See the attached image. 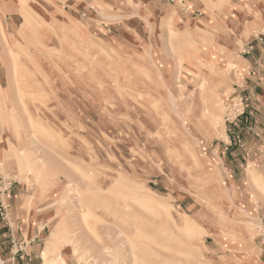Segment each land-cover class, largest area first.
<instances>
[{
  "label": "rangeland",
  "instance_id": "rangeland-1",
  "mask_svg": "<svg viewBox=\"0 0 264 264\" xmlns=\"http://www.w3.org/2000/svg\"><path fill=\"white\" fill-rule=\"evenodd\" d=\"M25 1L38 5L34 16L24 14L14 0L9 1L12 13L0 14V197L9 210L4 195L20 193V210H27L31 223L37 208L47 235L59 219L65 220L74 244L59 240L50 259L59 252L66 263L77 264L76 247L78 255L86 250L101 264H229L245 256L262 261L256 237L263 186L250 180L249 186L236 184L231 193L226 174L222 181L210 162L227 168L222 102L235 96L232 70L242 76L246 70L233 67L227 80L210 83L193 75L188 58L182 62L187 67L174 69L179 57L202 47L198 40L191 48L197 36L202 39L198 28L214 21L224 26L230 1L153 4V24L161 22L150 34L141 16L150 9L147 0H115L120 8L114 13L112 1L50 0L65 6L60 12L75 7L74 13L88 18L89 24L73 21L83 25L79 29L68 20L56 24L54 18L62 16L49 0ZM238 9L237 15L251 12ZM220 12L223 18H215ZM256 12L252 22L260 19L258 13L264 18V8ZM25 19L29 28L22 31ZM11 30L16 38L8 39ZM252 32L238 43L222 35L218 46L234 50L230 58L237 61L246 43L264 35ZM150 35L154 64L145 49ZM166 67L175 104L163 87ZM27 152L47 172L39 181L32 175L29 181L16 177L17 159ZM143 196L162 204L174 223L163 208L159 214L145 205ZM57 207L59 216L53 213ZM183 219L200 229L186 233Z\"/></svg>",
  "mask_w": 264,
  "mask_h": 264
},
{
  "label": "crops",
  "instance_id": "crops-1",
  "mask_svg": "<svg viewBox=\"0 0 264 264\" xmlns=\"http://www.w3.org/2000/svg\"><path fill=\"white\" fill-rule=\"evenodd\" d=\"M9 1L11 0H0L1 15L8 12L12 13L13 9L11 8ZM14 1L26 3V6L29 8L30 15L34 16L37 13L38 5L36 3L29 4L25 0H14ZM56 1L58 2L61 0H56ZM104 1L107 4H112L109 3V1L113 2V4L110 5L112 8V13L117 12L118 8H120V6H118V2L120 0L117 1L116 4L114 3L115 0H104ZM167 1H173V0H147L148 5L151 3L149 6H147L150 9L146 14L144 15L141 14V16L149 17L150 20L153 22L154 18H156L157 15V12L152 10V8H154L153 6L154 5L159 6V4L161 3L165 4ZM229 1L231 3L232 0ZM259 1L260 3L256 2L255 5H253L254 4L253 0H241L240 4L237 3L236 5V7L238 8L245 7L246 9H248V11H251L249 15H242V14H238V15H240L241 17H249V22L252 26L256 24V22L264 20L263 16L261 17V14L259 13H258V15L260 16L259 20H256L254 22H252L251 20V17L254 16V14H257L256 11L261 10V8H264V0H259ZM114 4L117 7H115ZM43 5L49 8L50 4L45 3ZM51 5L57 11H59V14L62 16L61 20L54 18L55 23H58L60 21L61 24L62 22H67L68 20L76 29H79V27L81 28L83 25L81 26L76 25L73 23V21H76L78 24L79 23L84 24V22L85 23L87 22L86 24H89L88 18L86 19L81 18V16L77 15L79 12L77 14L74 13L73 9L75 7L72 8L71 12L70 11L66 12V10L63 9L62 12H60L61 8H64L65 6L59 7L58 4H54V2H51ZM66 7L69 8L70 4ZM229 7L231 9L230 13L233 15H237L235 14V12L239 11V9L236 7L232 8L231 5H229ZM79 11H81V9H79ZM215 15H216L215 18H223L221 12ZM238 15L236 17H239ZM157 22L158 23L155 25L156 29L157 27H159L161 21L159 20ZM12 23L14 24V22ZM211 24L213 25V28L215 27L219 31L218 37L222 35H227L231 39H233L235 43H237L236 38L235 37L232 38L231 34L234 32V34L238 35L239 34L237 31L238 27L237 24L234 23V21L230 17L227 19V22L224 24L222 28H218L215 24V21ZM23 26H25V24L22 25V27ZM16 33H17L16 30H11V32H8L7 38L8 39H11L13 37L16 38L14 36ZM254 34L250 35L248 38H251ZM196 38L199 39L198 36ZM248 38H244L242 39V41ZM2 41L3 40L0 36V50H1ZM263 48H264V35L258 34L256 35L255 38H253L250 42L246 43L243 46L244 51L242 52V55L239 58H237V60L240 61V66L246 70V74L243 76L244 79L239 83V85L241 86L240 94L242 95L244 103L247 108L244 117L247 118V120L249 121L247 124H244L243 126L241 133V138H242L241 143L239 145L231 146V148L227 149V152L224 154V157L227 158L224 159V161L228 162V164H226L227 168L220 167L215 160L214 161L212 159L210 160L211 167L214 168V170L217 172V174H219V176L222 177L221 179L222 181H224V176H225L224 174H226L227 176L226 179L228 182L226 188L231 193H233V189L236 184L238 185L246 184L249 186L250 177L246 173L248 163H251L253 165L255 171L259 173L260 176L262 177V182L264 181V49ZM220 50L223 49L220 48ZM225 52L229 53L230 50H225ZM232 54L233 53H231L230 55ZM4 197L6 199L5 202H7L6 205L8 206L9 210H6L7 217L5 220L0 218V257L2 260L1 264H43L41 255L44 250L43 248L45 245V240L50 233L47 235L46 231H44L46 229V225L42 224L43 222L42 220H40V216H39L40 214L38 209L37 208L33 209L32 214L34 216V220L30 223L27 219V210L25 212L23 210H20L21 207L23 206L22 204L23 199L21 198V194L20 193L18 195L14 194L12 198L11 195L8 193L4 195ZM262 203H263L262 197L261 195H259V202H257V204H259V208H260L258 210V220H260V223L261 222L264 223V206ZM25 239L28 240V243L25 242ZM16 241H18L17 243H19V247L16 246L17 245L15 243ZM249 258L250 256L247 257L245 256L240 260L237 259L235 261H228V262L229 264H264L263 258L262 261H258V262Z\"/></svg>",
  "mask_w": 264,
  "mask_h": 264
},
{
  "label": "bare ground",
  "instance_id": "bare-ground-1",
  "mask_svg": "<svg viewBox=\"0 0 264 264\" xmlns=\"http://www.w3.org/2000/svg\"><path fill=\"white\" fill-rule=\"evenodd\" d=\"M253 1H254L253 5H255L256 2L260 3L259 0H253ZM240 2H241V0H232L230 5L232 6V8H235L237 3L240 4ZM18 3L21 6L20 10H22L24 14L26 12H29V8L26 6V3H22V2H18ZM29 14H30V12H29ZM228 15L234 21V23L237 24V27H238L237 31L239 34L236 35V34H234V32L231 34L232 38H234V37L236 38L237 43L239 42L238 40L240 39L241 36H245L248 38L250 35L254 34L252 32L253 29H255L256 31H260V32L264 33V20L258 21V22H256V24H254L252 26L249 22V17H241L240 15H238L239 17H236L237 15H233L231 13H228ZM121 18H123V17H121ZM25 20H26L25 26L22 27L23 31L29 28V23H28L27 19H25ZM144 20L148 26L147 27V33H149V34L152 33L156 29L153 22L150 20L149 17H146V16H144ZM59 23H60V21L56 24H59ZM155 25H156V23H155ZM249 29H250V31H249ZM185 31L188 32L187 29H185ZM196 31L198 33H200V35L202 36V39L196 38V41L193 43L194 46H191V48L196 49L195 46L199 45V43H197V42H199L198 40H200V42L202 43L201 44L202 47L200 49H198L197 51L188 50L189 52L186 53V56L179 57V59H177L178 64L174 65V69H177V71L178 70L180 71V69L187 67V65L191 61H193V63L191 65H193V68L195 69V74H193L194 76H198V77H201L205 80H208L210 83H214V82L218 83L219 79L223 80V81L227 80V75L233 69V67H236V66L239 67L240 66V62H238V60L236 61V60H233L230 58V54L233 53L232 51H234V50H232L230 48L229 53H226L224 49L220 50V47L217 46V44H218L217 40L219 39V37H218L219 31L215 27L213 28L212 24L205 25V27L203 29L198 28V30H196ZM153 42H154L153 37L151 35L148 36V39H147L146 44H145V49H146V52H148V54H149L150 60L154 64V62H153L154 56L151 52L152 49L154 48ZM226 50H228V49H226ZM186 58H188V59H186ZM185 59H186L187 65L182 63ZM165 69H166L165 70V76L168 80L164 84L163 87L165 89V94L168 96L170 101L173 104H175V97H174V93H173L171 74H169L171 70L169 69V67L168 68L166 67ZM233 71H235V69L232 70V72ZM202 84H203V82H201L200 86ZM219 123H220V121L218 120L217 124L219 125ZM5 144H6L7 148L9 149V151L16 156V151H15L14 147L12 146V144L9 143V141L7 139H5ZM31 156H32L31 152H27L23 155H21V154L19 155V157L20 158L22 157V159L26 162L24 163L23 160L17 159V161L19 162L18 165H20V167H19V173L16 177H19L21 179H27L29 181L28 177L30 175H32L33 179L39 181L41 177H43L45 174H47V172L43 169L44 167L37 164L36 161L31 159L30 158ZM1 166L2 165L0 164V167ZM246 173L249 175L251 181L258 182L259 186L261 184L264 188V181L262 182V177L260 176L259 173H257L255 171L254 167H251V168L248 167ZM219 177H221V176H219ZM221 179H222V177H221ZM45 191H42V194H44ZM66 191H69V192L73 191L70 183L66 185ZM67 196H70V195L66 194L65 198ZM142 202L145 205H147L153 209L155 208L156 211L159 212V214L161 213V211H162L161 209L163 208L164 209L163 211L166 215V219L168 221H170L171 224L174 223L173 218H171L169 211H167V209L162 204H159L155 199L143 196ZM231 203L232 204L234 203V205L236 206V209L239 212L246 213V210L241 209L240 206L236 205L235 202L233 201V199H231ZM53 213H55L56 216H59L61 214L59 212V207L55 208ZM181 221L183 222V224H182L183 230L188 234L200 229L199 226L195 222H193L192 220L189 221L188 219H183ZM65 226H66L65 220L59 219V221L53 226L52 232L46 238L45 245L43 248L44 251L42 253L43 264H68L58 254L59 252L56 254V256L53 259H50V256H49L50 253H52V251L55 250V247H57L56 245H57L59 240H63L62 243L65 245L70 243L72 246L74 244L73 243L74 242V234H73V232L66 231ZM248 230H249V226H248ZM73 248H74L73 252L75 254L77 253V255H76V263L77 264L83 263L82 261H84L83 264H87V263H89V264H101L98 262V260L96 258L90 259V256H87L88 251L85 250V252L78 255L79 249L76 247H73ZM103 248L107 252H109L108 248H105V247H103ZM1 263L2 262H1V258H0V264Z\"/></svg>",
  "mask_w": 264,
  "mask_h": 264
},
{
  "label": "built area",
  "instance_id": "built-area-1",
  "mask_svg": "<svg viewBox=\"0 0 264 264\" xmlns=\"http://www.w3.org/2000/svg\"><path fill=\"white\" fill-rule=\"evenodd\" d=\"M264 49V48H263ZM234 72V71H233ZM235 80L233 85V93L232 95H235L234 97H231L230 99H225L222 102V121L223 125L225 127V134L226 138L229 140V143H227L226 146L231 147L233 145H239L241 143V133L244 124H247L249 121L247 118L244 117L246 114V105L244 103L242 95L239 93L238 90H240L241 86L238 85L244 77L241 74H238V71L235 70L234 72ZM228 147H225V149H228ZM6 209L7 207L4 206L3 201L0 197V215L3 220L6 219ZM261 228H260V234L256 237V244H258L261 256L264 259V223L261 222Z\"/></svg>",
  "mask_w": 264,
  "mask_h": 264
}]
</instances>
